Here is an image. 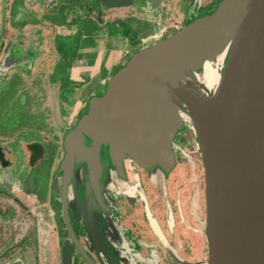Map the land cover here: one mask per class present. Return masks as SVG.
<instances>
[{
    "label": "water",
    "instance_id": "95a60500",
    "mask_svg": "<svg viewBox=\"0 0 264 264\" xmlns=\"http://www.w3.org/2000/svg\"><path fill=\"white\" fill-rule=\"evenodd\" d=\"M149 1L155 7L157 0ZM96 2L122 7L132 0ZM199 4L192 0L194 10L187 18L197 13ZM224 52L222 81L212 101L181 93L180 84L189 74ZM34 55L28 50L10 53V60L30 61ZM87 104L75 126L64 133L53 183L66 231L61 264H72L73 249L86 264H117L112 256L117 260L119 255L108 246L93 214L99 205L106 209L103 175L109 170L126 180L127 159L151 180L157 172L166 177L176 164L173 141L186 122L203 168V264H264V0H221L212 13L134 52L108 80L104 93L90 97ZM7 153L0 146V163ZM70 189L77 203L73 219L81 221L85 246L68 212ZM124 198L134 204V197ZM9 264L20 263L14 259Z\"/></svg>",
    "mask_w": 264,
    "mask_h": 264
},
{
    "label": "rangeland",
    "instance_id": "374dc122",
    "mask_svg": "<svg viewBox=\"0 0 264 264\" xmlns=\"http://www.w3.org/2000/svg\"><path fill=\"white\" fill-rule=\"evenodd\" d=\"M80 1L85 0H72L70 3L64 2L63 4L66 6H63L67 9L69 8L67 7L68 4L71 5L70 8L73 12L70 10V13L65 12L64 14L63 12L62 15H55L56 24H62L64 19H66V29H72L69 36L62 40L66 47H68L67 55H72L79 47L84 46L81 45L83 42L80 38L83 32L90 33L96 25L100 27L101 24V19L95 15V9L92 11L94 7L90 9L89 4L91 3L86 0L88 5L80 7ZM220 1L204 0L202 7L200 5L197 13L185 21L184 24L191 22L197 17L212 13ZM138 4L142 5V2L140 0L136 2L135 7L139 6ZM63 6H61L62 9H65ZM191 7L189 8L190 11ZM53 8L54 12L58 13V4L53 3ZM161 8L158 9V12L163 14L165 19L166 17L169 20L178 19L176 15L178 10L172 8L170 0L167 2V5ZM101 10L103 14H110V18L113 15L127 17V19L119 18L120 21L118 22H122L125 28L128 26L129 29H131L130 25H132L135 33L139 32L143 36L150 34L151 36L152 31H155L152 24L146 23L136 11H129L127 8L110 9L106 7H102ZM189 10L186 12V16ZM48 12L45 9L39 11L37 17V25L39 27L34 28L35 31L31 32V37L28 38L35 39L38 37V39H41L48 33V31L44 30V26L48 25L50 20ZM184 12L185 10L182 8L179 13ZM91 19L96 21L92 22L90 21ZM63 29L64 27H59L57 32L59 33ZM176 31H168L164 35L167 37ZM124 34L131 37L130 32L124 33L122 31L121 34L119 33V35ZM10 35L7 39V44L14 37V31ZM114 35H117L116 32ZM137 39L140 38L138 37ZM56 40L58 41V37ZM153 43L155 42L144 43L141 48H147L153 45ZM11 44L13 45V42ZM11 48L13 49L14 47L11 46ZM11 48L8 51H1L0 53V145L5 146L10 151L7 155L13 161L14 167L10 170L7 169V176L11 174L15 178L12 181L9 177L5 180L2 174L0 175V264H9L14 259H18L20 264H61L60 251L66 231L60 218L61 215H59V200L55 194H52L53 198L56 197L53 204L48 202V197H45L43 200L39 199L36 187L41 189L39 186L41 184L43 186L46 173L45 167L47 165L42 166L43 168L39 173L38 170L29 167V153L26 147L31 139L34 142L55 145L56 149L53 154L50 172L56 173L58 164L63 156L61 142L64 133L74 127L79 117L86 112L89 98L85 101L84 108L82 109L80 108L82 107V105L80 106V97H78V94H75L79 90H72L74 95H71L69 99L70 106L68 109L66 108L65 111L61 110V106L59 105V110L55 109L54 119L51 118V112H48L44 113V115L50 121L43 120V115L37 111L42 107H40V104L42 105L43 102L39 101V103H36L31 98V93L26 92V97L29 100L27 105L24 101L26 99L25 94L23 93L19 100L21 92L17 91L19 87L23 88L31 81L33 73L36 74L37 66L35 63L38 60H36V54L30 61L26 59L21 61L19 59L10 60ZM30 48L38 56L41 55V58L43 55H49V52H51V55L47 56L46 60H44V57L42 60L40 59L41 62L38 63L40 66H51L50 63H56L51 46L49 50L42 42V44H37V46ZM30 48L28 45L22 44L20 49L24 53L26 49ZM119 48L121 47L118 46L116 49ZM122 51L119 54L122 56L121 64L117 65L118 67L114 65L115 72L124 66L134 54L128 53L129 51L122 53ZM103 55H101L97 63L101 71L102 65H105L107 61L109 62V57L111 56L106 57V55ZM73 61L71 60L68 63L65 62L60 65V71L63 73L62 78L64 77L63 80L65 82L66 79L74 80L72 77L83 78L86 75L84 71L85 67L75 61L76 68H74ZM78 66L82 69L78 70ZM105 68L108 67L103 66V69ZM200 72L198 73L201 74ZM80 83L81 81H74L75 85H80ZM91 85L92 82L87 87L89 88ZM105 87L106 85L93 88L90 91V96L102 95ZM85 88L86 86L81 87L80 92H85ZM15 91L16 93H14ZM14 94L16 95L15 97L12 96ZM11 98L13 99L12 101ZM23 102L26 105H23ZM186 128L188 127L186 126ZM186 128L179 131L174 139L173 143L180 145L181 153L176 151L173 146L174 154L177 157L176 164L166 177L160 175L154 179L153 176L156 174H153L152 178L154 181H152L146 171L137 167L136 172L139 179L138 192L141 194V197L138 195L139 197L133 209L129 208L123 196L117 195V192L124 191V186L134 185L133 176L128 172L127 167V182L119 180L118 188L116 189L115 187L110 191V195L115 199L114 204L120 209V213L114 212L113 218H117L127 228L126 237L123 238L117 234L119 239L116 238V244L112 242V235L111 238H107L106 240L110 248L114 245L118 251L121 250V252L119 251L117 260V257L112 256V259L117 264H203L206 262L207 250L203 235L205 219L203 168L200 154L198 149L196 150L194 134L187 131ZM37 165H39V162ZM20 184L24 185V189L20 190L18 186ZM34 186H36L35 189ZM33 189L34 191H32ZM145 198L148 205V207L145 206V209H149L151 217L158 224L161 230L159 231L164 237V242L156 234L151 223L148 221L149 218H147L140 201V199L145 200ZM179 209L181 213H179ZM180 215H182L183 220H181ZM170 217L173 219L174 224L171 228L172 230H169L170 228L168 229L167 226ZM74 229L78 232L75 226ZM171 256H174L179 263H176ZM72 257V264H86L76 249H73Z\"/></svg>",
    "mask_w": 264,
    "mask_h": 264
},
{
    "label": "flooded vegetation",
    "instance_id": "af4514ba",
    "mask_svg": "<svg viewBox=\"0 0 264 264\" xmlns=\"http://www.w3.org/2000/svg\"><path fill=\"white\" fill-rule=\"evenodd\" d=\"M66 1H67V3H70L72 0H0V53H1V51L2 52L8 51L11 48V46L14 47L13 49L11 48V54H15L16 52L21 53V51L19 49L21 48L22 44L28 45L29 48L37 46V44H42V42L47 47L53 46L55 44V42L57 41L56 40L57 39V29L59 27L66 28V19H64V22L62 24H56L55 23L56 22L55 21V18H56L55 15L56 16H57V14L62 15L63 12H64V14H65V12H68V13H70L71 11L73 12V10L70 8L71 5L68 4V6H67L70 9L69 8L66 9V7H64L66 5L63 3ZM138 1L139 0H132V3L128 6L108 7V6H105L102 2H96V0H88V2L91 3V4H89L91 7L90 9H92L94 7L92 11H94V9H95V15H97L99 17V19H101V23H104L103 22L104 16L110 15V14H103L102 13L101 8L106 7V8H110V9L127 8L129 11H131V10L133 12L136 11V13L138 12L140 17H142V19L144 21H146V23L152 24V26L155 28V31H152L151 36H150V34L143 36V34H140L139 32L135 33L133 26L128 23L130 25L131 29H129L128 26H126V27L129 29V32L131 35L130 42H132L134 47H142L144 45V43H149L151 41L156 42L158 40V38H160V37H162V38H160V40L165 38L164 34L168 33V31L179 30L180 28H182L185 25L184 24L185 21L189 20V18L193 16L192 14H190L189 18L186 17V12H188L190 6H192L191 5L192 0H170V3H172V8H174L175 10H178L177 14H176L178 19L176 18V19H172V20H169V18L167 19V17L165 19L163 17V14L158 12V9L163 7L164 5H167V2L169 0H157L155 7L152 6V3L149 0H140L142 2V5L138 4L139 6L135 7V3ZM203 1L204 0H200V4H199V7L197 8V10L200 8V5L202 7ZM88 2L86 0L80 1V7L83 5H88ZM53 3L58 4V6H59V8L57 9V10H59L58 13L54 12ZM61 6H63L65 9H62ZM182 8L185 10V12L179 13L180 9H182ZM44 9L48 10L49 11L48 15H50V20L48 22V25L44 26V30L48 31V33L44 36V38H41V39H38V37L35 39L28 38V37H31L30 33L35 31L34 28L39 27L37 25L38 13H39V11L44 10ZM193 10H194V7L192 6L191 11L190 10L189 11L193 12ZM105 13H107V12H105ZM21 15L26 16L27 20L25 22H21V19H20V18H22ZM116 17H118V16L116 15ZM121 18L127 19V17H121ZM161 20H163V21H161ZM67 24H69V23L67 22ZM115 26L118 27L119 33L121 34L120 30H122V28L124 26H121L119 24L115 25ZM12 31H14V35H13L14 37L12 38L13 41L11 39V42L8 43L9 44V46H8V44L6 42H7V39L11 36L10 33H12ZM23 31H24V33H23ZM120 36H122V35H120ZM138 37L140 39H137ZM39 40H41V41H39ZM119 41L122 42V41H125V39L122 38L121 40L119 39ZM12 42H13V45L11 44ZM27 50L31 51V53H34L32 48L26 49V52H27ZM35 54H36V60L38 59L35 63L37 66V64L39 63V60L42 58H41V55L38 56L37 53H35ZM186 130L191 132L188 128H186ZM32 143H37V142H34L31 139V140H29V142L27 144H32ZM61 146H62V142H61ZM173 146L175 147L176 151L180 152L179 151V149H180L179 144L173 143L172 147ZM7 154L5 155V161H3V163H0V172H2V173H0V175L2 174V177H4L5 180L8 178L7 169L10 170V169H13V167H14L13 161H11L9 159V156ZM29 156L30 155L28 154V159H29ZM175 158L177 159L176 155H175ZM128 161L129 160L126 159L123 162V169H124V173L126 176V180H124V182H127L128 173L126 171V167H127ZM2 164L4 167H2ZM130 164L134 167V169L137 170V166L132 161L130 162ZM78 171H81L80 168L78 169ZM82 173H80V177H79L81 180L84 177ZM8 175L11 176V174H8ZM160 175L161 174L157 172L156 175H154V179H156V176H160ZM55 177H56V173H53V172L49 173L48 190H47L46 197H48V199H49L48 202L52 203V204L54 203L56 197L59 200V215H61V217L60 216L59 217L61 218L62 223H63L62 206H61V202H60V197L57 196L53 192V183H54ZM14 179L15 178L11 176L10 180H14ZM119 180L120 179H118V177L113 172H110L109 170L106 171V175H103V180H102V184L104 185V187L101 189L102 203L104 204L106 209H103L99 205L100 207L98 206L93 211L94 218L99 223L103 235H105L106 239L111 238V235H112V242H113V240L115 241L116 238L119 239L117 234H119L123 238L126 237V234H127V228H125L123 226V224L117 218L116 219L113 218L114 212L120 213V209L118 208V206L113 203L115 201V199H113L114 201H110V199L108 197V196L112 197L110 195L111 190H113L115 187H116V189L118 188L117 185L119 183ZM152 181H154V180H152ZM18 186L20 187V190L24 189V185L20 184ZM35 187L36 186H34V189H35ZM76 187L78 189V193L80 194V196H83V190H82L83 188L81 187V185L77 184ZM162 188H163V186H162ZM36 189L38 190L37 187H36ZM68 193H69L68 195H69V198L71 201L68 212H69L70 218L72 220V227H73V229H74V226L76 227L78 232H76L75 229H74V232H75L79 242L83 246H85L87 241L85 239L86 236L84 235L81 221L73 219V210H74V208L77 209V203L74 199V195H73L71 189L69 190ZM52 194H55L56 197L53 198ZM117 195L123 196V197L128 196L122 192H117ZM131 197H134V196H131ZM134 199H135V201H134V204L132 206L129 205L127 202L130 209H133L135 207L138 197H134ZM140 201L142 202V205H143L144 211L147 215V218H149L148 221L151 223L156 234L164 242V237L160 232L161 231L160 228H158V224L156 223L154 218L151 217L149 209L148 210L145 209V206L148 207L146 198L144 201H143V199H140ZM107 208L110 209V211H106ZM0 216H1V214H0ZM2 216H3V214H2ZM114 230H116V231H114ZM113 247H114V245H113ZM113 250L116 252L115 254H119L121 252V250H119L120 251L119 252L116 248ZM93 256L95 259H97L95 255H93Z\"/></svg>",
    "mask_w": 264,
    "mask_h": 264
},
{
    "label": "crops",
    "instance_id": "0c3cea01",
    "mask_svg": "<svg viewBox=\"0 0 264 264\" xmlns=\"http://www.w3.org/2000/svg\"><path fill=\"white\" fill-rule=\"evenodd\" d=\"M22 18L21 22H25L27 20L25 15H21ZM118 18V19H116ZM121 17H116L113 15V17L110 18V15H106L103 17V22L100 24V27L95 26L92 32L87 33L83 32L82 36L80 37L82 42L81 45H84L82 47H79L76 51L73 52L72 55H67V48L64 42L62 41L63 38H67L69 34L71 33L70 29L64 28L61 32H57L58 41L55 42V44L52 47L53 49V55L55 57L56 63H50L51 66L48 68V74L46 78L41 75L38 66L36 67V74L33 73L31 75V78L33 77L34 80H36V83L34 84L31 82L33 91L36 92V97L38 98V101H42V105L40 104V110L45 112H51V118L54 119V113L55 109L57 108L59 110V105L61 106V110H66L70 106L69 99L71 95H74V92L72 90H79L76 95L78 94V97H80V108H84V103L87 101L88 98H90L91 93L90 91L95 89L96 87L105 86L108 82L111 75L115 72V66L114 65H120L121 64V55L120 52L126 53H134L135 51H138L142 49L141 47H134L132 42H130V37L119 35L118 27L114 24H119L121 26H124L122 22L120 21ZM94 19V18H92ZM90 20L92 22H95L94 20ZM124 33H128L129 29L125 28V26L120 30ZM116 32L117 35H114ZM122 38L125 39V41H122L120 43L119 39ZM121 47L119 49H116L117 47ZM144 48V47H143ZM136 49V50H135ZM119 51V53H118ZM51 54V53H50ZM106 55V57H109V62L104 65H102V71L100 68H98L97 63L101 57ZM108 55V56H107ZM53 57V56H52ZM51 58V57H50ZM57 58V59H56ZM50 60V59H49ZM73 61V66L76 68V62L80 63L81 66L85 67V77H72L74 80L66 79V82L63 76V73L60 71L61 67L60 65L64 64L65 62ZM90 64V65H88ZM103 66H106L108 68L103 69ZM117 66V67H118ZM79 67V66H78ZM82 69L79 67L78 70ZM118 69V68H117ZM83 71V70H81ZM44 79L46 82H44ZM33 80V79H32ZM42 80V83L39 81ZM64 81V82H63ZM74 81H81L80 85H75ZM38 82V83H37ZM92 82V85L87 87L88 84ZM75 85V86H74ZM85 88V92H80L81 87ZM93 86V87H92ZM88 88V89H87ZM87 89V90H86ZM80 92V93H79ZM16 95H14L15 97ZM13 97V99H14ZM82 98V99H81ZM11 99V101L13 100ZM66 104V105H65ZM68 104V105H67ZM87 105V104H86ZM44 106V107H43ZM51 106V107H50ZM57 106V107H56ZM67 106V107H66ZM49 122L47 118H43V120Z\"/></svg>",
    "mask_w": 264,
    "mask_h": 264
},
{
    "label": "bare ground",
    "instance_id": "6f19581e",
    "mask_svg": "<svg viewBox=\"0 0 264 264\" xmlns=\"http://www.w3.org/2000/svg\"><path fill=\"white\" fill-rule=\"evenodd\" d=\"M226 59V52L216 58L215 62H205L199 73H191L185 81L180 84L182 94L191 98L194 95H199L205 101H212L222 81L223 68ZM183 117L188 118L183 112ZM135 188L127 189V195H133Z\"/></svg>",
    "mask_w": 264,
    "mask_h": 264
},
{
    "label": "trees",
    "instance_id": "16d2710c",
    "mask_svg": "<svg viewBox=\"0 0 264 264\" xmlns=\"http://www.w3.org/2000/svg\"><path fill=\"white\" fill-rule=\"evenodd\" d=\"M48 48L50 50V47H48ZM50 53H49V55H51ZM49 55H43L44 60H46L48 58L47 56H49ZM41 60H39V63L41 62ZM37 66L39 68V71H40L41 75L46 78V76L48 74V71L47 70H48V68L50 66H48V65H46V66H40L39 64ZM31 82H33L35 84L36 83V80H34V78L32 77L31 78V81L28 83L29 85L27 84L25 87H23V88L22 87H19V90L17 89V91L21 92V95L19 97V100H20V98H21V96H22L23 93L25 94V97H26L27 96L26 92L27 93L30 92L31 93L30 94L31 95V98H33L36 101V103H39L38 98L36 97V92L33 91V89H32ZM39 82L42 83V80H40ZM44 82H46L45 79H44ZM27 86H29V87H27ZM14 93H16V91ZM14 95H12V96H14ZM24 101L28 105V101L29 100H28L27 97H26V99H24ZM26 103H24L23 105H26ZM35 107H36V105H35ZM37 111L40 112L43 115V118H46L45 115H44V113H47V112H45V111L43 112L40 109L37 110ZM55 149H56L55 145H51L49 143H46V144H44V143H38V142L37 143H32V144H27V147H26V150H27V152L30 155L29 156V159H28V165H29V167L38 170V173H39V171H41L42 168L45 165H47L45 167L46 168V173H45V176H44L43 186L41 184L39 186L41 189H38L37 190V194H38V197H39L40 200L45 199L46 194H47V190H48V178H49V173H50V166L52 165V162H53V154L55 152ZM38 162H39V165H37ZM33 191H34V189H33Z\"/></svg>",
    "mask_w": 264,
    "mask_h": 264
},
{
    "label": "built area",
    "instance_id": "2783aa9c",
    "mask_svg": "<svg viewBox=\"0 0 264 264\" xmlns=\"http://www.w3.org/2000/svg\"><path fill=\"white\" fill-rule=\"evenodd\" d=\"M186 126L188 127V129L194 134V132H193V129H192V127L189 125V123H187L186 122ZM198 149V147H197V143H196V150ZM179 151H180V153H181V149H179ZM197 152V151H196ZM185 154V153H184ZM130 160L128 161V163H127V169H128V172L129 173H131V175L133 176L132 178H133V180H134V185L133 186H130V185H127V186H124V191L122 192V193H124V194H126L127 195V193H126V191H127V189H130V188H135V192H134V194L133 195H128V196H134V197H141V194H139V192H138V188H139V179H138V175H137V172H136V169H134V167L130 164ZM126 185V184H125ZM139 195V196H138ZM179 208V207H178ZM179 213H181V211H180V209H179ZM180 218H181V220H183V217H182V215H180ZM173 219H171V217H170V221L169 222H167V226H168V229L169 230H172L171 228L173 227ZM159 228V227H158Z\"/></svg>",
    "mask_w": 264,
    "mask_h": 264
}]
</instances>
